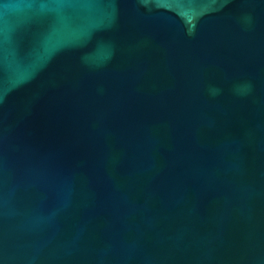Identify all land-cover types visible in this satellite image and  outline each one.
<instances>
[{"label": "water", "instance_id": "water-1", "mask_svg": "<svg viewBox=\"0 0 264 264\" xmlns=\"http://www.w3.org/2000/svg\"><path fill=\"white\" fill-rule=\"evenodd\" d=\"M0 264H264V0H0Z\"/></svg>", "mask_w": 264, "mask_h": 264}, {"label": "snow or ice", "instance_id": "snow-or-ice-1", "mask_svg": "<svg viewBox=\"0 0 264 264\" xmlns=\"http://www.w3.org/2000/svg\"><path fill=\"white\" fill-rule=\"evenodd\" d=\"M93 0H40L42 6L45 4H56V5H63L66 3H81V4H89L92 3Z\"/></svg>", "mask_w": 264, "mask_h": 264}]
</instances>
